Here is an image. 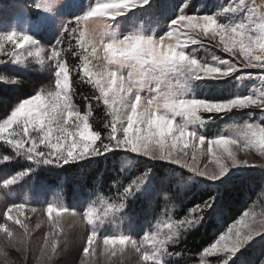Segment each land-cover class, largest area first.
Masks as SVG:
<instances>
[{"label": "snow or ice", "instance_id": "snow-or-ice-1", "mask_svg": "<svg viewBox=\"0 0 264 264\" xmlns=\"http://www.w3.org/2000/svg\"><path fill=\"white\" fill-rule=\"evenodd\" d=\"M18 7L27 27L0 31V57L6 58L0 59V64L26 66L33 50L37 56L44 52L48 70L54 74V89L34 86V94L19 99L0 121V141L15 156L35 166L4 179L3 185H15L42 167L63 169L109 156L124 159L125 166L132 163L131 157L166 162L175 166L172 171L179 186L192 181L208 199L194 203L182 219L169 216L153 230H145L139 241L131 230L128 234L102 233L105 224L123 221L130 200L151 193L154 170L147 168L126 185L121 184L115 198L101 196L99 205L94 200L79 213L89 229L81 254L83 264H95L93 258L102 240V252L112 264L128 245L139 254L140 264H169L172 257H181L183 253L170 251V246H176L185 231L201 223L205 213L219 222L222 202L243 183L244 171L255 167L264 170V165L239 159L235 151L255 150L264 156V87L229 98L194 94L208 81L258 79L264 84V6L255 5L254 0H231L215 12L165 0L159 9L166 29L162 34L125 28L124 22L136 13L154 15V0H31ZM224 14L232 18L222 19ZM34 32H54V38L47 41L48 49L42 47ZM65 38L70 47L75 40L78 51L74 54L80 59L82 78L95 89V101L102 102L111 117L102 131L93 130L90 113L82 115L73 101L71 69L62 55ZM205 42L221 49L227 58H198L192 46L203 47ZM0 81L21 83L5 77ZM6 103V98L0 97V104ZM243 111H248V119L230 125V134L207 139L196 127L205 113L211 119ZM254 111L261 114L259 122L252 115ZM205 142L206 153L201 150ZM190 145L191 159L187 151ZM206 154L211 155L215 168L200 166L199 158ZM11 159L3 156L5 162ZM25 207L24 203H13L3 212L5 222L0 223V232L7 245L0 246L2 256L8 255L6 247L17 249L25 257L30 254V244L24 238L28 225L21 219ZM13 210L16 215H11ZM46 211L53 231L45 234L38 264H54L62 250V214L78 215L74 209L70 212L52 203ZM247 217L249 212L245 211L214 243L204 247L200 264H206L204 257L213 255L223 257L221 264H264V250L252 255L257 238L264 244V219L257 221L253 215L246 222ZM8 221L23 229L20 237Z\"/></svg>", "mask_w": 264, "mask_h": 264}, {"label": "trees", "instance_id": "trees-1", "mask_svg": "<svg viewBox=\"0 0 264 264\" xmlns=\"http://www.w3.org/2000/svg\"><path fill=\"white\" fill-rule=\"evenodd\" d=\"M164 2L165 0H154L157 8L154 15L136 13L126 20L125 25H143L147 29H153L158 33L162 29L166 30L163 28L165 21L160 19L161 12L159 11L160 5ZM175 2L185 7L195 5L206 11L220 12L231 0H175ZM221 18L231 19L232 17L229 14H224ZM36 36L41 42H44V35L38 34ZM45 40L48 41V39ZM61 47L63 49L62 55L71 69L70 85L74 94L73 101L81 113H84L87 108L90 110L89 122L93 125V130L102 131L104 125L108 122V114L102 102L97 103L95 101V89L82 78L80 59L74 54L75 51H78L76 42L73 40L70 47L68 38H65ZM193 47L201 58L209 61L214 55L218 57L226 55L221 49L206 42L203 47L199 45ZM0 77L21 81L19 87L0 84V97H4L7 100L6 104H0V120L6 116V112L9 113L11 111L12 105L18 102L20 98H27L34 94V86L44 87L49 83L45 80L46 75L38 70L26 72V70L16 69L4 64L0 65ZM258 81V79H245L243 81L229 79L226 82L208 81L207 85L200 88L199 93L196 95L208 98H229L234 94L248 92L249 87ZM256 113L260 114L258 111ZM248 116V111H243L234 112L223 118L215 116L210 119L209 114L205 113L202 115L205 120L203 125V127L205 126L204 132L208 133L209 136L217 131H221L222 134H229L232 132L230 125L240 124L248 119ZM4 155H9L12 159L7 162L1 160ZM131 159L132 163L126 166L124 159L109 156L108 159L98 158L89 162L84 161L79 166H65L63 169L42 167L37 169L32 175L24 177V185L33 184L36 186L41 184L40 186H43L44 189L43 194L39 195L37 189L29 192L24 189V186H17L11 192H8L2 189L4 175H10L35 166H32L26 159L15 156L9 146L0 144V223L5 222L3 212L7 210L9 205L24 203L26 205L24 209L27 210L25 213L22 210L21 219L28 225V235L24 238L26 243L30 244L31 249L30 254L25 257L17 249L6 247L8 255L6 257L0 255V264H38L40 247L44 241L45 234L53 231L46 211L49 203L54 206L67 207L70 212L74 209L78 213L77 216L62 214V250L54 258V264H83L84 257L81 254V248L89 229L81 221L79 213H82L86 209L87 204L94 200L99 205L101 196L115 198L118 192L122 190L121 184L126 185L127 182L138 177L147 168L154 170V178L164 181L162 187L170 200L165 204L162 203L160 198V201L157 199L155 202L152 201V204L146 197L130 200L124 210L123 221L116 220L105 224L102 226V233L106 230L108 231L107 234H111L113 231H123L128 234L129 230H131L133 237L140 240L144 228L156 220L160 214L156 216V212L161 211L164 206H170V208L165 210L166 213L174 215L176 219H180L187 215L194 203H201L202 199H208V195L200 191L192 181H187L185 184L187 187L182 188L179 186L175 172L172 171L175 166L168 165L162 161H151L147 158L136 160L131 157ZM250 176H254L255 180L250 186H247L249 185L248 177ZM244 177L243 183L238 184L224 198L222 202L223 214L219 222L215 216L209 217L205 213V219L201 223L185 231L176 242V246H170V251L182 252L183 255L179 258L172 257L169 260V264H200L203 248L213 243L220 233L239 218L242 212L250 209L253 203L259 201L258 197L263 194L262 181H264V175L254 171ZM171 202H175L176 205ZM33 208L36 209L35 212L32 211ZM125 212H129L128 216H126ZM11 215H16L15 210H13ZM140 218H144L145 226L133 231L131 226L135 225ZM8 223L13 226L12 221H8ZM13 227L16 236L20 237L23 229H20L19 226ZM65 244H67L66 247L64 246ZM6 245L7 238L0 232V246ZM262 250H264V244L257 238V243L252 250L253 257ZM93 259L95 264H112V261L102 252V240L101 247L97 250V255ZM204 259L208 264H221L223 257L221 256L217 259L213 255L204 257ZM113 260L116 261V264H140L139 254L136 253L131 245H128L124 254L118 260L117 258H113Z\"/></svg>", "mask_w": 264, "mask_h": 264}, {"label": "rangeland", "instance_id": "rangeland-1", "mask_svg": "<svg viewBox=\"0 0 264 264\" xmlns=\"http://www.w3.org/2000/svg\"><path fill=\"white\" fill-rule=\"evenodd\" d=\"M30 3H31V0H0V31H8V30H11V28H17V29H20V30H24L27 27V24L25 22V18L23 16V13L21 12V9H20V7H18V5H24V4H30ZM254 4L255 5H259V6H264V0H254ZM31 14L34 16L35 12H32ZM124 23H126V21ZM125 28L128 29V30H136V31H155L153 29L152 30L151 29H147L143 25H125ZM33 34L34 35H38L35 32ZM160 34H162V32H160ZM42 35H44V42H41V45H42L43 48L48 49L50 46H49L47 40H45V39L54 38V32H52V33H42ZM36 38H37V36H36ZM33 53H34L33 56L28 58V63H27L26 66L13 65V64H10V63L9 64H4V65L5 66H10V67H13V68H16V69H23V70H26V72H32V71L38 70L39 72H41L44 75H46L45 80H47L50 83V84L48 83L46 86H44V88H46L49 91L53 90L54 89V79H53V75L54 74L51 73L48 70L49 61L47 60L45 53L41 52L38 56L35 54V50H33ZM196 55H197L198 58H201L197 54V52H196ZM220 58H227V54L226 55H221ZM0 59H6V58L5 57H0ZM94 63H95V61H94ZM81 72H82V70H81ZM82 75H83V73H82ZM5 78L6 79H11V78H8V77H5ZM0 84L1 85H6L7 83L4 82V81H0ZM7 85L11 86V87H19L20 84H18V85L7 84ZM262 87H264V84H262L261 81H258L257 83H255V84H253V85H251L249 87L248 92L251 91V90H254V89H260ZM199 91H200V88L197 89V90H194V94L195 95L198 94ZM246 93H243V94H246ZM20 99H22V98H20ZM256 112L257 111L253 112L252 115L259 122L261 114H258ZM85 113H90V110L87 108L86 111L84 113H81V114L83 115ZM9 114H10V112H9ZM107 114H108V112H107ZM5 118H6V116L1 118L0 121H2ZM110 119H111V117L108 115V121ZM177 119L179 120V117ZM242 123H240V124H242ZM204 124H205V120L202 117V122L198 123L196 125V127L203 134H205L207 139H211V138H214L217 135L222 134L221 131H217L214 134H211L209 136L208 133L204 132V130H205V126L203 127ZM226 134H228V133H226ZM0 144H4V143L2 141H0ZM206 149H207V143L205 142V145L202 146L201 150L206 153ZM187 151L189 152V159H191V153L193 151L191 145L189 146V149ZM216 151H217V154H219L220 150L217 149ZM235 151L237 152V155H238L239 159H248L249 162L252 163V164L264 165V156H261L255 150L243 151V150H241V148H236ZM19 157H21L22 159H25L22 156H19ZM1 160H3V157H1ZM130 164H127V165H130ZM199 164H200L201 167H203L205 164H207L209 169L215 168V162L213 161V159H212L210 154H206L205 156H200ZM254 171L256 173H261V175H264V170H262L261 167H255V168H251V169H246L243 174L245 176V175H248L249 173H253ZM16 173H13V174H10V175L6 174V175H4V179H9L12 175H15ZM166 178H168V177H166ZM254 180H255L254 176L248 177L249 185H247V186H250ZM24 181H25L24 178H22V179L18 180L15 185H9V186H4L3 183H2V189L4 191L11 192L17 186H24L25 187L24 189H27L29 192L35 191L37 189V191L39 192V195L43 194L44 189H43V186L42 187L40 186L41 184H38L36 186H34L33 184L24 185ZM163 182L164 181H159V180H157L156 178H154L152 176L151 183L154 185L153 190L151 191V193L148 196H145L147 198V200L150 201L151 204H152V201L155 202L157 199L159 200V198L162 200V203H164V204L168 200H170V198H167L166 191L162 187L163 184H164ZM263 182L264 181H262L263 194L260 197H258L259 201H257L256 203H253V205H251L250 209L246 210L247 212H249V217L246 218V222L247 221H251L253 215L255 216V219L257 221H260L261 219H264V183ZM33 186H34V188H33ZM183 187H187V185H184ZM171 203H175V202H171ZM175 205H176V203H175ZM167 208H170V206L166 205V206H164V208H162L161 211H157L155 215L157 216L159 213L160 214L158 215V217L156 218V220L153 223H151L150 225H148V226H146L144 228V231L145 230H153L157 223L162 222L163 220H165L169 216L172 219H176V217L174 215L166 213L165 210ZM26 210L27 209H23V212L25 213ZM244 212H242L240 216H242ZM125 214H126V216H128L129 212H125ZM187 215H188V213H187ZM240 216H239V218H240ZM180 219H182V218H180ZM119 220L120 219H117V221H119ZM236 221L232 222L231 225L234 224ZM145 223L146 222H145L144 218H140L139 220L136 221L135 225L131 226V229L133 231H136L139 228L145 226ZM113 225H116V224H113ZM227 229L224 230L222 233H220L218 235L217 239L219 238V236L221 234L226 232ZM101 231H102V229H101ZM104 233H108V231L105 230ZM118 233H120V231L111 232V234H118ZM127 250H129V249H127ZM206 264H208V263L206 262Z\"/></svg>", "mask_w": 264, "mask_h": 264}]
</instances>
